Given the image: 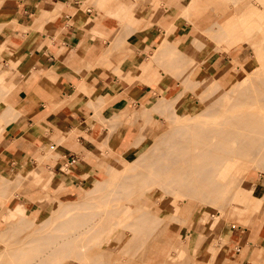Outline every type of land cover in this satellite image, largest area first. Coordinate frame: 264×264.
I'll use <instances>...</instances> for the list:
<instances>
[{"label":"rangeland","instance_id":"1","mask_svg":"<svg viewBox=\"0 0 264 264\" xmlns=\"http://www.w3.org/2000/svg\"><path fill=\"white\" fill-rule=\"evenodd\" d=\"M204 1L200 7L183 11L186 0H136L137 8L146 2L151 16H155L152 21H158V17L163 13L168 15L171 23L169 26L158 22L164 26L162 36L178 24V32L174 34V39L181 37L175 42V48L165 56L153 60V49L151 55L146 56L147 59L139 56L137 61L132 62L134 76L124 78L132 82L145 83L148 78H152L154 81L149 85L154 88L156 94H160V97L169 98L170 95L176 94L172 103L169 101V104H165L166 107L161 106L159 112L155 111L161 116V121H157L156 127L160 129L156 135L173 126L175 129L183 126L190 121L187 119L189 114H197L191 120L202 119L198 112L203 111L208 102H212L213 111L217 112L234 103L233 99L226 95V90L238 81L234 88L246 87L247 78L243 68L256 58L259 48L263 54L259 53L260 56L256 58L258 60L253 68L255 72L249 75V78L254 79L264 73V0ZM131 15L135 19L136 15L134 13ZM232 17L234 25L239 26L241 31L229 33L227 36L222 31L217 35L216 30ZM124 19L128 20L126 17ZM2 26L0 22V39L7 34V30L5 32ZM4 49L3 42L0 54ZM3 57L4 55H0V59ZM10 63L12 65V62ZM122 64L121 58L119 67L112 69L113 72L119 74L122 71ZM209 77L214 80H210ZM1 91H4V87L0 89ZM206 98H209L208 102ZM175 135H180L178 138L180 139L182 134ZM153 138L146 142L142 140L140 145L127 153L111 155L107 154L108 150L104 148L102 152L93 154V158H99L96 166L100 171L94 176L87 175V183L79 186L74 195L60 194L56 197L62 203L71 202L77 205V197L84 189L90 187L93 182L102 180L103 186L92 193L89 201H103L101 193L113 189V196L107 198L124 192L122 194L124 198L119 197L120 201L138 197L140 202L148 204L145 207L133 206L137 209L134 228L122 229L120 234L116 230H109L106 221L113 215L99 216L92 220L81 219L77 224L64 226L67 228L61 232L70 233L89 227L88 232L81 234L84 238L80 237L73 241L69 238V243L64 244L55 254L52 253V257L49 255L45 264H197L196 262L204 264L208 261L206 256L215 247L217 250L222 247L221 250L224 251L221 257L230 264H264V247L258 249L261 242L257 245L249 246L250 243H245L241 247L237 246L235 250L230 251L232 255L235 252L236 257L227 255L229 252L227 235L230 229H242L245 234L253 225L264 222V166L250 168L244 179L231 183L228 190L222 188L220 191H224L223 194L219 191L220 196L217 197L187 192L185 190L187 187L180 183L186 178L184 176L177 178L180 175L176 180L169 181V187L155 188L150 200H147V194L141 195L140 192H136L140 188L135 184L134 186L128 184L125 190L114 188L119 184V177L123 173L147 168L138 161ZM178 142L179 140L171 141L169 145ZM41 161L38 159L36 164L28 160V169H24L20 176L15 180L14 176H9L11 180H6V184L9 182L7 187L10 185L9 187L15 188L16 191H13L5 203L4 195L0 194V209L7 206L12 208L16 201L25 205L24 215L16 220V225L4 224L0 219V264H27L29 261L31 263L36 257L47 253L56 243L54 236H44L56 232L54 224L59 219L57 213L61 203H52L51 198L41 199L48 193L51 194ZM9 165L1 164L0 173H6ZM153 166L151 163L149 171H146L155 175ZM35 170H40L42 177L34 174ZM158 173L160 176L162 172ZM170 174L173 172L166 171L165 177ZM2 183L3 180L0 179V184ZM68 186L65 183V191L70 190ZM135 192L137 194L133 196ZM219 204L221 207H218ZM78 210L83 211L82 208ZM205 212L211 215V228L207 233L204 230L205 225L200 220ZM58 232L60 231L57 230ZM187 233L197 238L204 237V233L206 235L198 246L195 240H187L185 235ZM222 261L216 258V254L214 259L209 260L210 264H221Z\"/></svg>","mask_w":264,"mask_h":264},{"label":"crops","instance_id":"2","mask_svg":"<svg viewBox=\"0 0 264 264\" xmlns=\"http://www.w3.org/2000/svg\"><path fill=\"white\" fill-rule=\"evenodd\" d=\"M204 3L186 0L182 10ZM135 4L136 0H0V22L7 30L0 39V46L5 43L0 54V165L10 164L7 174L0 173L1 180L13 167L20 176L28 160L37 164L41 159L48 187L66 183L70 190L61 196H71L87 183V175L100 171L93 154L104 148L107 154H120L139 134L144 142L157 134L161 116L153 110L146 118L140 115L142 102L150 107L160 97L149 85L154 80L124 78L134 76L132 62L139 56L151 55V49L153 60L165 56L181 37L174 39L178 24L162 36V27L171 24L168 15L152 21L155 16L146 2L138 8ZM121 58L122 71L116 74L112 69L119 67ZM135 112L138 117L131 118ZM243 231L230 229L227 255L236 257L230 251L245 243L261 242L258 249L264 247V222ZM221 248L216 252L220 262Z\"/></svg>","mask_w":264,"mask_h":264},{"label":"bare ground","instance_id":"3","mask_svg":"<svg viewBox=\"0 0 264 264\" xmlns=\"http://www.w3.org/2000/svg\"><path fill=\"white\" fill-rule=\"evenodd\" d=\"M233 17L224 24H221L220 30H216L217 35L222 31L226 36L229 33L241 31L239 26L234 25ZM244 28L249 29V27L246 26H244ZM259 53L263 54L261 48L257 49L256 58L260 56ZM256 58L251 60L250 65L248 62L243 68L247 78L245 82L246 87L241 89L234 88V85H237L238 81L235 84L233 83L234 85L231 84L232 86L226 90V95L233 99L234 103L225 107L222 111L217 112L213 111L214 106H211L212 102H208L209 98H206L208 102L207 107L203 111L198 112L201 118L203 117L202 119L195 121L191 120L194 119L197 114H189L187 119L190 121L186 122L183 126L177 127L178 129H175L173 126L156 135L148 144L147 149L141 153V157L138 161L147 168L123 173L119 177V184L115 185L116 187L114 188H124L125 190L128 184H130L129 186H134L135 184L136 187L140 188L139 191L135 189L136 192H140L141 195L147 194L146 198L150 200L151 194H153L155 188L169 187V181L176 180V177L180 175L177 178H182V176L186 178L185 181L180 183L187 187L185 189L187 192L200 196L217 197L220 196V192L223 190L222 188L225 187L224 189L228 190V186L231 183L244 179L250 168L264 166V73L261 74L260 77L254 79L249 78V75L255 72L253 68L258 60ZM212 78L210 80H214ZM203 79L205 80V78ZM251 85L254 87H248ZM3 87V78L0 77V88ZM175 97L176 94L170 95L169 98L161 96L156 100L155 104L150 107H147V105L142 102L140 115L146 118L145 115H149L150 110L159 112L161 106L169 104V101L172 103ZM91 102L95 103V101ZM135 111L139 113L138 109ZM137 112L133 113L131 118L134 114L137 116ZM120 121L121 120L115 122L118 124ZM133 121L131 120V122ZM108 122L112 125L110 120ZM115 122H113V125ZM110 128L113 127L110 126ZM175 133L182 134L181 138L178 139L180 135H175ZM142 140L143 136L139 134V136L130 142L124 152L127 153L137 147ZM176 140H179L177 144L169 145L171 141ZM151 163L154 164L152 169L156 173L155 175L146 171H149V165ZM63 168L65 169V167ZM166 171L173 172V174L176 175L170 174V176L165 177ZM33 172L38 175L37 172ZM158 172H162L160 176ZM9 176H14L15 178L13 180H15L19 174L16 170H11ZM2 180L3 183L0 185V194L4 195L3 202L5 203L15 188L9 187L10 185L7 187L9 182L6 184V180H11V178L4 177ZM102 186V180L95 183L93 182L90 187L84 189V192L77 197V205L71 202L62 203L61 200L59 201L58 198H56L57 195L65 192V183H61L60 186L55 189L48 187L52 195L48 193L49 195L47 194V197L44 196L41 197V199L51 198L52 203H61V205L58 207L57 213L59 219L56 220L54 224V231L56 232L45 234L44 237L54 236L56 243L47 253H43L41 256L31 261V263L29 261L27 264H45L49 255L52 257V253L55 254L64 244L69 243V238L71 241L77 238L80 239V237H82L81 234L90 230L89 227L75 230L70 233H63L61 231L66 230L67 227L64 226L71 225L72 223L77 224L81 219L92 220L99 218V216L106 215L108 217L109 215H113L106 221V226L109 230H116L117 233L120 234L122 229L124 230L129 227L134 228V222L136 220L135 212L137 209L136 207L133 208V206L139 205L145 207L148 204L140 202L138 197L126 201L128 199L126 196L127 192H125V198H127L125 201L119 200V197L124 198V195H122L124 192L112 198H107V196H113V189L101 193L104 197L101 199L103 201H89L88 199L92 193ZM128 190H130V188ZM136 192L132 195L135 196V194H137ZM223 192H221V194H223ZM214 203L215 201L212 202V204ZM218 207H221L220 204ZM79 208H82L83 211L78 210ZM24 212L25 205L18 202L12 208L5 207L4 209H0V219L4 224L12 223L16 225V220L21 219ZM153 215L152 213L151 216ZM200 220L201 223L205 225L204 230H206L205 233H207L211 228V215L205 212ZM57 230L60 232L57 233ZM205 233L204 237L206 235ZM185 235L188 241L195 240L198 246L202 238H204H197L188 233ZM83 238L84 237H82V239ZM216 250L217 247L209 252L210 255L208 254V256H206L208 261L204 264H210L209 260L211 261L215 258ZM196 263L200 264L198 262ZM221 264L230 263L223 260Z\"/></svg>","mask_w":264,"mask_h":264}]
</instances>
